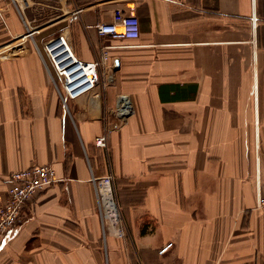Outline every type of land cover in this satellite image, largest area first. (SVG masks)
I'll list each match as a JSON object with an SVG mask.
<instances>
[{
    "label": "crops",
    "instance_id": "0c3cea01",
    "mask_svg": "<svg viewBox=\"0 0 264 264\" xmlns=\"http://www.w3.org/2000/svg\"><path fill=\"white\" fill-rule=\"evenodd\" d=\"M44 1L80 60L109 56L66 106L20 11ZM20 5L3 20L18 40L0 44V205L15 172L49 165L58 181L25 203L0 264H264V0ZM116 11L138 18V39L98 33ZM121 95L133 114L119 124ZM109 172L125 239L103 238L93 179Z\"/></svg>",
    "mask_w": 264,
    "mask_h": 264
},
{
    "label": "built area",
    "instance_id": "2783aa9c",
    "mask_svg": "<svg viewBox=\"0 0 264 264\" xmlns=\"http://www.w3.org/2000/svg\"><path fill=\"white\" fill-rule=\"evenodd\" d=\"M25 2L26 0H0V15L2 9L10 6L19 9L20 3L25 5ZM73 12L78 15L80 9L77 8ZM97 30L100 35L134 40L140 36V22L136 17L125 16L122 11H116L113 21L97 25ZM37 50L47 66L64 106L68 100H76L95 90L101 79V68L109 59L105 52L100 59L92 62L80 60L63 33L50 38L42 51L38 47ZM57 81H60V86ZM132 114L133 106L129 97L121 95L116 107L119 124L125 122ZM95 145L104 150L108 149L106 133L96 139ZM10 180L7 199L0 205V241L16 225L25 203L58 181L54 168L49 165H37L15 172ZM93 183L103 237L125 239L127 233L116 197L114 174L109 172L105 177L93 179ZM256 209L264 211V188L260 184L256 194ZM171 247L172 243H168L159 254H165Z\"/></svg>",
    "mask_w": 264,
    "mask_h": 264
},
{
    "label": "rangeland",
    "instance_id": "374dc122",
    "mask_svg": "<svg viewBox=\"0 0 264 264\" xmlns=\"http://www.w3.org/2000/svg\"><path fill=\"white\" fill-rule=\"evenodd\" d=\"M24 9H21V14L24 18H29L30 24H28V29L30 32L35 33L34 38H31L32 40H35L37 44L41 47L42 51V44L41 40L47 41L49 38H52L54 36H57L64 32L63 25L58 22L59 18L62 16L59 15V11H61L58 5H51L48 3L41 2L38 5L32 6L31 9H28L26 7H23ZM55 11L56 14H52V12ZM0 15V44H2L4 41H17L18 39H14L15 37H18L16 35V30H18L16 27L9 26V29L6 30L8 27L4 25L3 20H6L7 23H9V20L12 18L21 17L19 11L14 6H10L7 8L2 9ZM10 25V24H9ZM10 30V31H9ZM23 31V30H22ZM18 32V31H17ZM28 32L25 31V34ZM5 45H0V57L3 56L2 48ZM6 52V51H4ZM9 52V49H8ZM11 52V51H10ZM57 84L60 86V81H57ZM104 238V237H103ZM105 240V238H104Z\"/></svg>",
    "mask_w": 264,
    "mask_h": 264
},
{
    "label": "water",
    "instance_id": "95a60500",
    "mask_svg": "<svg viewBox=\"0 0 264 264\" xmlns=\"http://www.w3.org/2000/svg\"><path fill=\"white\" fill-rule=\"evenodd\" d=\"M115 67H117V63H115Z\"/></svg>",
    "mask_w": 264,
    "mask_h": 264
}]
</instances>
